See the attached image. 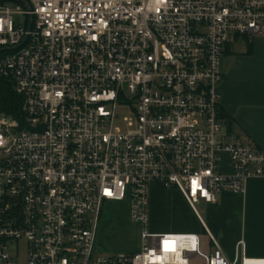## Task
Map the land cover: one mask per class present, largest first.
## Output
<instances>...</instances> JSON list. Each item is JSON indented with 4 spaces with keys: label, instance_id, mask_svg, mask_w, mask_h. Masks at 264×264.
Wrapping results in <instances>:
<instances>
[{
    "label": "built area",
    "instance_id": "built-area-1",
    "mask_svg": "<svg viewBox=\"0 0 264 264\" xmlns=\"http://www.w3.org/2000/svg\"><path fill=\"white\" fill-rule=\"evenodd\" d=\"M26 1H0V77L23 114L0 116V264H236L196 204L264 180L218 89L229 44L264 35V0ZM118 106L131 111L117 126ZM155 182L181 191L212 251L200 233L151 230ZM125 201L139 250L101 253L103 208Z\"/></svg>",
    "mask_w": 264,
    "mask_h": 264
},
{
    "label": "crops",
    "instance_id": "crops-1",
    "mask_svg": "<svg viewBox=\"0 0 264 264\" xmlns=\"http://www.w3.org/2000/svg\"><path fill=\"white\" fill-rule=\"evenodd\" d=\"M241 40L243 39L237 38L229 44L221 61L224 72L223 81L218 88L221 109L233 122L230 132L224 119L225 129L238 136L244 143L253 144L264 152V35L252 40L250 51L247 45L246 49L232 53L231 45ZM223 170H231L227 155L223 158ZM172 198L183 204L181 212H171L169 202ZM204 203L206 217H201L218 238L229 260L236 264H240L243 257L264 260V180L262 178L248 179L246 191L242 194L221 192L217 194L215 203ZM150 204L155 206V210L159 211V207L162 208V216L167 213L177 214L181 219L185 217L194 222L183 225H156L154 228L151 227L152 231L200 233L202 248L207 252L212 251L213 247L202 230L197 214L181 191L175 187L166 188L161 183L155 182L151 186ZM100 225L99 222L98 226ZM97 228L96 246L99 249H103V246L108 248L101 239L102 234H99L100 227ZM109 250L117 252V249L111 245ZM137 250L139 248L135 251Z\"/></svg>",
    "mask_w": 264,
    "mask_h": 264
},
{
    "label": "rangeland",
    "instance_id": "rangeland-1",
    "mask_svg": "<svg viewBox=\"0 0 264 264\" xmlns=\"http://www.w3.org/2000/svg\"><path fill=\"white\" fill-rule=\"evenodd\" d=\"M16 20H21L22 18L19 15H15ZM247 43L244 40L238 41L231 45L232 53H236L242 51L244 48L246 49ZM131 109L128 106H118L116 108V120L114 122L115 125H120L123 122V119L130 114ZM3 115L0 113V116ZM174 188V187H170ZM169 202V201H168ZM170 203V204H169ZM169 206L171 212H181L183 204L179 203L176 199H171L169 202ZM154 207V208H153ZM196 208L202 217H206L205 214V203L203 201L196 204ZM150 228L156 225H170V224H193L187 219H181V217L177 214L167 213L165 216L161 215L162 208L159 207V211L155 210V206L150 204ZM177 213V212H176ZM157 214V215H156ZM100 227L99 234H102L101 239L108 246L106 248L103 246V249L100 248V252L104 254L112 253L109 250L110 245L117 249L116 251H135L139 248V231L140 227L138 224L134 223L129 216V207L128 203L125 202H117V203H109L105 205L103 208V214L100 218ZM98 229V228H97ZM152 229V228H151ZM20 251L22 256L25 255L26 251V242H20ZM23 261V260H22ZM193 264H202L203 259L197 257L193 258Z\"/></svg>",
    "mask_w": 264,
    "mask_h": 264
},
{
    "label": "trees",
    "instance_id": "trees-1",
    "mask_svg": "<svg viewBox=\"0 0 264 264\" xmlns=\"http://www.w3.org/2000/svg\"><path fill=\"white\" fill-rule=\"evenodd\" d=\"M246 41L248 50H251V42L249 38H241ZM22 98L16 93L13 83L4 77H0V113L6 116H11L16 119H22L23 114L21 111ZM220 116L225 119L228 130L231 132L233 122L229 116H227L220 107Z\"/></svg>",
    "mask_w": 264,
    "mask_h": 264
},
{
    "label": "water",
    "instance_id": "water-1",
    "mask_svg": "<svg viewBox=\"0 0 264 264\" xmlns=\"http://www.w3.org/2000/svg\"><path fill=\"white\" fill-rule=\"evenodd\" d=\"M0 1H3V0H0ZM17 1H20V2L24 3L28 7V3H27L26 0H17ZM8 49H12V48H0V52L3 51V50H8Z\"/></svg>",
    "mask_w": 264,
    "mask_h": 264
},
{
    "label": "bare ground",
    "instance_id": "bare-ground-1",
    "mask_svg": "<svg viewBox=\"0 0 264 264\" xmlns=\"http://www.w3.org/2000/svg\"><path fill=\"white\" fill-rule=\"evenodd\" d=\"M262 264H264V262H262Z\"/></svg>",
    "mask_w": 264,
    "mask_h": 264
}]
</instances>
